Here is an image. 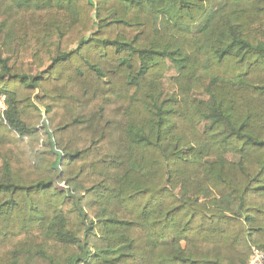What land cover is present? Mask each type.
Wrapping results in <instances>:
<instances>
[{
	"label": "trees",
	"instance_id": "16d2710c",
	"mask_svg": "<svg viewBox=\"0 0 264 264\" xmlns=\"http://www.w3.org/2000/svg\"><path fill=\"white\" fill-rule=\"evenodd\" d=\"M29 10L64 26L52 18L40 46L26 32L18 52ZM1 34L0 264H248L264 250V0H0Z\"/></svg>",
	"mask_w": 264,
	"mask_h": 264
},
{
	"label": "rangeland",
	"instance_id": "374dc122",
	"mask_svg": "<svg viewBox=\"0 0 264 264\" xmlns=\"http://www.w3.org/2000/svg\"><path fill=\"white\" fill-rule=\"evenodd\" d=\"M44 15H46V14H42L41 11H35V10H29L27 12L21 13V16L19 17L17 24H16L17 25L16 35L13 36L15 38V41L18 40L20 43V45L18 47V52L21 50L24 52L26 50V47L24 45H22V39L25 38L24 36H25L26 32H28V34H29V38L27 40L33 41L35 45L40 46V44H39L41 41L40 36L44 35L47 31L50 30V28H54L53 23H51L52 18H57V22L54 23L55 25H57V26L59 25L62 27L64 26V24L62 22L63 17L61 15H55V16L54 15L44 16ZM6 31H7V29H6ZM5 38H6V34L0 35V51L2 52V54L6 55V56H10L12 54H10L8 52V50L5 48V45H4ZM58 46H63V44L62 45L58 44ZM57 48L58 47H56V44L54 42L53 45L51 46L50 52L55 51ZM14 50H16V48L12 49V53L14 52ZM20 55L22 57H25L26 60H28V61L31 60V56L28 57L29 54L25 55L23 53ZM42 60H44V59H40V62ZM46 65H47L46 63L37 64L35 66V69L38 71H42L45 69ZM177 73H178V68L173 63H171L169 61L168 67L165 70L164 77H163V80H164L163 85L165 88L171 89L173 87L170 81L174 76L177 75ZM38 94H40V92L38 91V89H36L32 94L33 100L36 102V104L43 111L44 117H46V113L44 111L45 107L42 105V103L40 101V97ZM195 95L200 96L202 98H207V95L205 93L197 91V90H194L193 96H195ZM42 144H43V140L40 142L39 147H42L43 146ZM6 153H7V151H4V154H6ZM17 153L20 154V156H24V154H25L24 144L18 145ZM236 158L237 157L232 156V155L228 156V159H230V160H233ZM3 162H4L3 157H0V168L3 166ZM17 164H18V170L23 171V170H27L28 168H30V166L26 162L17 161ZM16 171H17V169H16ZM57 176H58V173L55 175V178H57ZM55 186L58 187L59 189H62V190L68 189V186L64 180H62V181L55 180ZM89 213H90V216H93V211L92 212L89 211ZM34 240H35L34 241L35 244H39V242H40L39 237H35ZM257 249L264 253V250H260L259 248H257ZM251 260H252V257H251ZM251 260H249L248 264H250ZM33 264H49V262L44 260V259H41L40 257H37Z\"/></svg>",
	"mask_w": 264,
	"mask_h": 264
},
{
	"label": "built area",
	"instance_id": "2783aa9c",
	"mask_svg": "<svg viewBox=\"0 0 264 264\" xmlns=\"http://www.w3.org/2000/svg\"><path fill=\"white\" fill-rule=\"evenodd\" d=\"M7 110V95L0 92V121H5V114ZM250 264H264V253L254 248Z\"/></svg>",
	"mask_w": 264,
	"mask_h": 264
}]
</instances>
